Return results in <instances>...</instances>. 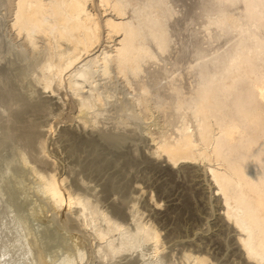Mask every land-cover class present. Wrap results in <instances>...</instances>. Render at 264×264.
Here are the masks:
<instances>
[{
    "label": "bare ground",
    "instance_id": "obj_1",
    "mask_svg": "<svg viewBox=\"0 0 264 264\" xmlns=\"http://www.w3.org/2000/svg\"><path fill=\"white\" fill-rule=\"evenodd\" d=\"M0 113L18 171L0 173L3 190L28 183L37 220L68 237L42 241L16 216L20 253L0 246V264H228L166 253L174 233L67 185L47 146L73 122L112 143L139 131L205 186L215 226L234 234L230 264H264V0H0Z\"/></svg>",
    "mask_w": 264,
    "mask_h": 264
},
{
    "label": "rangeland",
    "instance_id": "obj_2",
    "mask_svg": "<svg viewBox=\"0 0 264 264\" xmlns=\"http://www.w3.org/2000/svg\"><path fill=\"white\" fill-rule=\"evenodd\" d=\"M63 99L66 100L65 97ZM51 103L54 104L53 110L64 108L63 100L57 96L53 97ZM48 119L49 122L52 120L50 117ZM63 130L69 131L71 137L60 138ZM150 144L139 131H135L126 141L108 142L96 132L81 129L77 122H73L60 123L57 133L48 140L47 147L57 160L58 171L67 176V185L73 188L78 186L95 195L103 208L112 213L119 212L124 218L120 217L122 220H129L130 211L135 207L145 219H151L158 225L163 238L167 235L172 238L171 233H174L166 244V253L179 256L186 248L209 250L214 262L230 264L233 261L230 255L234 250V234L215 226L219 219L204 200L207 195L205 186H199L198 179L181 165L169 167L162 159L152 156ZM13 148L10 139L1 141L0 173L8 168L17 175L18 171H14L17 167L12 162ZM2 183L3 177L0 176L3 193V196L0 195V246H6L11 262L12 255L17 258L20 253L14 246L16 216L22 217L21 227L29 229L42 241L66 243L68 237L57 227L55 219L50 218L49 222L48 219L37 220L32 213L30 207L33 201L29 198L28 183L27 187L25 184L19 187L22 198L16 197L13 188L10 192L4 191ZM14 196L15 207L10 204ZM151 197L159 202L158 207ZM115 264H135V259H121Z\"/></svg>",
    "mask_w": 264,
    "mask_h": 264
}]
</instances>
